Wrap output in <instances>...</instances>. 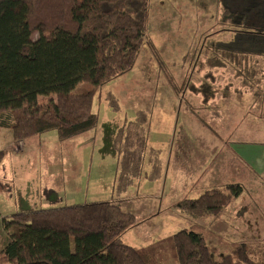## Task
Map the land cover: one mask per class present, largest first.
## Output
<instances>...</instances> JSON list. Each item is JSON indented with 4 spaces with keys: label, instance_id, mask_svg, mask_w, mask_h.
Returning a JSON list of instances; mask_svg holds the SVG:
<instances>
[{
    "label": "trees",
    "instance_id": "obj_1",
    "mask_svg": "<svg viewBox=\"0 0 264 264\" xmlns=\"http://www.w3.org/2000/svg\"><path fill=\"white\" fill-rule=\"evenodd\" d=\"M220 2L231 37L204 50L200 63L209 69L201 84L189 85L205 101L216 94L215 68L234 66L241 85L253 90L264 81L257 68L264 60V0ZM149 17L150 0H0V130L9 128L22 141L49 131L65 140L95 128V91L134 68ZM85 80L93 89L76 92ZM106 95L121 110L114 93ZM150 124L140 109L118 128L113 198L4 216L0 264H264L263 250L194 226L143 246L122 240L138 221L123 209L122 194L135 181L141 186L162 178L158 150L148 143ZM8 152L0 148V166ZM243 191L241 183L229 182L187 200L185 210L217 215Z\"/></svg>",
    "mask_w": 264,
    "mask_h": 264
},
{
    "label": "rangeland",
    "instance_id": "obj_2",
    "mask_svg": "<svg viewBox=\"0 0 264 264\" xmlns=\"http://www.w3.org/2000/svg\"><path fill=\"white\" fill-rule=\"evenodd\" d=\"M222 11L220 0H150L147 37L134 68L95 91L92 110L99 117L95 128L65 140L49 131L22 141L13 138L11 129H1L0 148L9 152L0 166V184L7 177L5 189L0 187V249L7 241L4 216L113 198L118 162L114 138L125 119L142 109L150 115L148 143L158 150L163 172L161 179L141 186L135 181L122 194L123 209L138 220L122 240L143 246L194 226L264 251V195L261 199L249 192L254 180L238 170L224 178L227 165L222 177L216 174L213 179L212 174L217 155L229 150L222 144L264 142V81L254 90L242 86V78L228 65L213 69L212 99L205 101L203 93L189 86L201 84L209 69L200 63L204 50L231 37L233 27L221 21ZM38 35L36 31L32 38ZM259 66L264 76V60ZM92 89L85 80L75 91ZM108 91L117 97L121 110L111 107ZM227 181L245 189L219 214L196 217L185 210L187 200ZM257 184L264 186V181ZM251 201L257 207L251 212L259 216L245 220Z\"/></svg>",
    "mask_w": 264,
    "mask_h": 264
},
{
    "label": "crops",
    "instance_id": "obj_3",
    "mask_svg": "<svg viewBox=\"0 0 264 264\" xmlns=\"http://www.w3.org/2000/svg\"><path fill=\"white\" fill-rule=\"evenodd\" d=\"M222 145L224 147V150H228V149L229 150L227 152L224 151L225 154L220 153L217 155L215 153L217 155L218 160L216 165L214 166V172L213 173L211 172L213 174V179H215L217 175L222 177V175L225 174L224 165H227L228 167L231 168V171L229 168L228 170L229 172H227L223 176L224 178H230L227 176H233V174L236 173L238 170L237 173L246 175L249 179L254 180V182H251V187H250L251 190L249 192L251 194L253 193L258 194V196H260V198L262 199V196L264 195V186L258 185L257 181L259 180L261 182L264 181V142L252 141L248 139L247 141L243 140L235 143L229 142L228 144H222ZM230 146H232V148ZM5 180H7V177H3L2 183L0 184V187L3 190L5 189L4 185H6ZM229 182H234V181H227V183ZM251 203L252 201L248 203L247 208L245 207L246 209L245 210L246 213H244L245 220L246 217H248V219L250 220L254 217L259 216V213L251 212V210L257 209V207L251 205ZM48 206L50 207V205ZM244 223L246 222L244 221Z\"/></svg>",
    "mask_w": 264,
    "mask_h": 264
}]
</instances>
